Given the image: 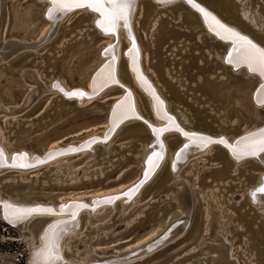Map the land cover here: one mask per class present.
<instances>
[{
    "label": "rangeland",
    "instance_id": "obj_1",
    "mask_svg": "<svg viewBox=\"0 0 264 264\" xmlns=\"http://www.w3.org/2000/svg\"><path fill=\"white\" fill-rule=\"evenodd\" d=\"M207 5L213 8L208 3ZM140 6H142V4L138 2L132 15V25L144 56L143 67L148 76L153 79L161 95L169 101L170 109L173 112L176 113L178 111L176 108L177 103L182 101L184 106L181 108L184 109V107H188L186 109L187 111L185 110V113L190 118L193 116L191 120L192 122H195V129L209 133H217L220 130V124H222L219 122V119L216 116V113L220 110L217 109V107L222 108V106L220 104V100H215L213 96H223V93H225L226 90L229 92L233 88L236 89V91L239 90L240 93L237 94V96L233 94L230 96L229 101L227 98L224 101V103L228 102V104L231 106L230 108L235 109L232 114H229L227 120H237L239 117V121L235 125L237 128L234 126V129L233 127L223 126L224 128L222 129V133L225 132V135L229 136L231 133L240 132L246 126L251 128L255 124H262L264 122V106L261 108L258 107L257 110L254 111L249 104V97L251 96L255 82L245 78L242 71L232 72L228 69L225 70L226 74H224L227 78L220 80L222 83L226 82L227 87L222 89H217L215 86L212 87V85H204L205 88L201 90L199 86L195 87L194 85V83L197 85L196 78L198 75L194 78H186V70H188L189 67L184 65L187 61V57L182 54L185 46H180L182 43H187L189 39L183 40L184 37L180 36V24L179 26L178 24H175L177 19L176 16H178V19H180V9L178 11L172 12L170 9L165 8V10H160L158 13L150 12L148 14ZM250 9L251 12L258 11V13L264 17V0H251ZM81 12L83 11L78 10L70 13L61 22L57 33L53 36L49 43L39 48L37 52L30 50L27 53L23 52L19 55H12V57H10L6 63L0 62V104H9V106H16L20 104L23 97L27 93V90L32 86L26 82L20 81L19 70L23 66L37 68L39 71V76L46 83L48 82L47 79H50L54 76L59 77L71 87L79 86L85 88L87 86V82L96 68L95 66H97L101 60L99 53L102 46L107 42L108 37L99 36V38H95V33L91 32V27H88L87 25L89 23L88 17L84 16V14H81ZM166 13H168L167 16H165ZM160 16L162 18L166 17L165 19L173 16L174 19H171L168 22H164L163 20L158 21ZM220 16H222L223 19H225L228 23L251 35L254 39H256V41L264 46V24L260 27H257L254 25L252 26L250 22L243 20L244 23H247V25L251 27L246 28L231 21L229 18H226L223 13H221ZM156 20L157 24L155 26ZM170 21L174 22L175 24L172 30H177L178 34L172 35L171 32L170 35H168L170 37L167 38L165 42L161 43L158 39V31L163 29V27L167 28V26H171ZM45 23L46 19L43 17V6L41 4L37 5V3L33 0H1L0 45L5 39L34 41L37 39L41 28L45 27ZM253 29H255L256 32H254ZM166 32L167 35L169 32L168 30ZM257 32L260 33L261 36L256 34ZM154 36L157 37L155 41H153ZM76 40L79 41L78 45L80 47L82 46L80 50H75L74 41ZM154 42L157 43L161 52L157 56L160 64L159 68H157L155 65V56L152 51ZM193 43L194 40L189 41V51L191 53H195L197 49L196 45ZM203 46L204 45L202 44L201 47ZM122 47H124L123 41ZM217 49L221 50V48ZM58 50L60 52H58ZM202 51L204 50L202 49ZM60 54H63V56L58 58L60 59V62L55 63L53 61V57L59 56ZM20 56L22 57L18 59ZM47 57L50 58L48 59ZM40 59L43 61V63L39 62L41 61ZM120 60L119 77L126 82H130L129 77L127 78V76L123 75L125 69L124 59ZM34 62H36V64ZM214 62L215 60L210 61L209 63ZM59 64L61 68L58 69ZM219 70L220 69L210 72L209 76H212L213 73L216 74ZM165 71H170V75H167ZM190 71L192 72L194 69L192 68ZM153 76L156 80H154ZM175 80H177L179 83H176ZM178 84L184 85L186 87L184 93L180 91L182 87H179L180 85L178 86ZM206 89L208 92H206ZM236 91H234V93H236ZM57 95L58 93L52 92L43 94L42 96L44 97L40 99L42 97L41 96L37 101L32 103L25 111L26 113L17 118L15 117L20 121L19 123H21V129H14L11 127V124H5V122L3 123L2 120L4 121V119L7 117H1L0 126L2 130L5 128L10 129L7 136V141L10 140L11 142H14L15 140L14 145H16L15 147L18 149L24 148L30 152L41 153L51 145H55L56 147L58 145L78 143L93 134L102 135V132L106 129L105 119L110 108L108 99L115 98L118 93L114 91V88L106 90L96 97L97 99L93 102H91L92 100L90 99L89 101L82 104L86 105L89 103L88 106L85 107V111L77 113L76 115H73L70 111L69 113H65L62 116H57L52 120H48L46 115L51 113L50 107L52 106V98H55ZM178 95L182 98H178ZM189 97H192V101ZM56 98L58 99V97ZM106 100L108 102H104ZM137 102L140 105L142 112L144 111V113L148 115L149 110L147 103L140 95H138V93ZM106 103L108 104L107 107ZM208 104H210V107L214 108L216 113L209 111ZM178 107H180V105H178ZM235 114L237 115L236 117H234ZM54 115L55 114L52 116ZM196 115L202 116V119ZM15 118H12L11 120L17 121ZM96 118L100 119L98 123H89L91 120ZM26 126H29V128L23 129ZM29 129H33V131L29 132ZM13 130L14 132L11 133ZM146 137V132L141 131L138 128L128 126L126 128L123 127L119 129L118 132L111 138L109 142L110 148L108 147L109 150H107V152H105V150H103L102 146L99 144L94 145V148L97 149L96 158L99 159V162H96L95 165H92L93 167L91 166V168L97 167L100 163L99 166L102 167L100 172L97 171L96 174L95 172H91L88 178H84V176H87V171L77 175L75 178L69 179L62 177L60 174L53 175L52 173V176L50 175V173L57 166L62 164L60 161L71 162L80 158L82 153H78L34 168V170L27 174V177L30 178V182H28L29 179L24 181L19 180L25 183L19 188L4 191L6 187H1V185V194L3 196H14L22 201H44L57 204L59 200L65 201L71 199L72 197H83L84 199H88L93 195L116 190L131 183L137 178L138 172L140 171V162L137 157V160L134 159V156L139 154V148L136 147V145H139L140 140L146 141ZM172 137L173 136L171 134L166 137V142L168 141L169 148H167V152L169 154L178 144V142L175 144H170V139ZM215 149L216 148H210L206 155L199 157L202 160H207L205 166L210 165V167L200 173V181H198V186L199 189L206 190L208 188H216L213 186L216 184L215 186L219 187L220 191L217 193L215 192V194H217L219 198L222 197L223 201H227L228 195L234 193L238 194V191H241L245 183L249 185L254 184L255 177L259 172L262 171V169L248 166L246 163L242 164V162H244L242 161L240 165L242 171L234 174L231 172L228 162H226L224 158L219 157L218 153L216 152L217 150ZM107 154H109V156ZM102 158L103 160H100ZM106 160L108 161L105 162ZM193 161L189 162V165L192 164ZM163 165V168L156 174V176L153 177L155 174L152 176V181L140 190L138 197H136V199H138L137 202L132 207H128L126 214L127 217L124 219L128 220L134 217L132 219L134 221L130 225H128V223L126 227L121 226L123 223V218L120 215V207H118L119 204L116 202L115 212L111 216L110 220L105 221V227L103 228V231L114 228V226L119 225V227L115 228L112 233H108L107 235L101 234L102 236L99 235L94 239H89L93 233H96L97 231V233H100L102 229L97 228L98 230L95 231L96 229H92L88 226L86 227L84 224L86 218L83 215L84 213H81V219L83 223L82 229L87 235L86 242L92 244L96 253L114 256L119 253L120 250L123 251L129 247H133V245H136L141 240L148 238V236H150L155 229L161 230L166 225V223L170 221V219L179 216L178 209L175 207V201L166 195L169 194L171 190L176 188V186L174 187L170 184L169 178L171 174L169 177L167 175V169H169L167 160H165ZM211 167L214 168L210 171ZM186 169L187 167H185V169L183 168L180 174L184 175V171ZM247 172H249V175ZM15 173L16 175L18 174V172H12L8 175H4L3 177L1 176L0 178L4 180V183H6L9 182L11 176H16ZM57 176L59 177L58 180ZM76 178H79L80 180H73ZM189 178L191 177L189 176ZM189 178L188 180H191ZM52 179L55 180V182H53ZM192 182L193 181L191 180V183ZM34 186L35 188H32ZM223 187L225 188L223 189ZM220 192L222 193V196ZM192 197L194 206V204L198 201L196 190L193 191ZM236 201L237 200H232V204H229V207H231L232 210H235V213L238 217H235L232 223L234 224L238 222V224L241 226L240 228L237 227L238 229L236 227H231V230L235 232L232 239L236 238V240L233 241L231 245V252L238 258L240 264H252L246 259L245 256H243V254L239 252L238 247H240V245L245 246L244 249L246 252L248 251L247 255L254 259L252 261L254 264L256 261H259L258 258H256V256L259 255L255 256L256 248L254 244H258L259 247H262V245L264 246V222L260 223V220H258L261 218V215L264 214V211L263 213L260 211V216H255L252 214L251 209H247L248 204H245V199L244 201L242 200L240 206L235 207L237 208L235 209L232 206H235ZM200 208H202L201 205ZM195 211L196 210L194 207L193 215H190L191 219L189 225L178 236L166 241V243H162L160 247L158 246V248L156 247V249L154 248L150 250L141 257H136L134 259L117 264H126L131 262H134V264H170L177 259L178 260L175 264H199L204 260L206 261L205 264H210L209 261H207L208 254L204 253L205 251L203 250L197 249V243L202 240V238H207V240L213 238L214 221H211L209 231L205 235L203 231L204 223L201 230L196 229L197 218ZM243 211L245 212L243 213ZM212 215L215 216L216 212H212ZM225 215L227 214L225 213ZM242 215L245 216V219L242 218ZM249 215H251V218ZM157 217H160V219L157 220ZM33 219L35 218L29 219L26 223H24L22 228H19L4 220L0 213V264H26V258L30 245L28 239L29 236L25 232L31 231V233L33 232L32 234L34 237H36L45 221L43 220L38 222L37 220L33 221ZM250 242L254 244L249 246L248 244ZM67 251L68 250L65 251L66 256L74 255V252L69 253ZM183 255L186 256L183 257ZM74 256H76V254ZM259 258L261 259V256H259Z\"/></svg>",
    "mask_w": 264,
    "mask_h": 264
},
{
    "label": "bare ground",
    "instance_id": "obj_2",
    "mask_svg": "<svg viewBox=\"0 0 264 264\" xmlns=\"http://www.w3.org/2000/svg\"><path fill=\"white\" fill-rule=\"evenodd\" d=\"M35 1H37L38 3L41 2V5L44 6L43 15L46 17L45 19L49 21V26L47 27L45 24V27L41 28V30H40L39 36L40 35L41 36L39 37V39H36L34 41L6 39L0 47V62L1 63H3V61H7L9 59L8 57H12V55H16L17 53H19L21 51H30V50L36 51L39 48L43 47L45 44L49 43V41L57 33L61 22L70 13L75 11V10H72V11H70L64 15L55 14L53 19H49L48 15H47L48 9L50 7L49 0H35ZM150 1L154 2L158 8L168 7L172 4H174V2H177L179 4H180V2H183L184 4L185 3L187 4L186 0H171V2H169L167 4H160L157 2V0H150ZM194 1H196L198 4H200L201 7L203 9H205L206 12L209 13V15H210L209 19H206L205 16H203L201 13L199 14V17H200L201 21L203 22V25L205 26L207 33L208 34L212 33L213 38L222 39L221 35H223V33L221 35H217L215 30H210L211 18H214L215 21H218L220 24L224 25L225 27L232 29V30H235L236 32L240 33L241 35L247 37L253 43H255L258 47L264 48V46L261 45L258 41H256V39H254L251 35L243 32L238 27L228 23L225 19L220 17L213 9L209 8L205 3H203L200 0H194ZM236 1L239 4L238 13H239V15H240L239 17H240V19H242V21L246 20V21L250 22L252 26L254 25L257 27H260L264 24V17L260 13H258V11L251 12V9H250L251 0H245V1L236 0ZM138 2H140V0H132V6H131L129 16H128L127 27H125L124 21H120L117 25L115 33L109 34V35H106L105 33H103V31L99 27H97L96 21L100 18L99 14L92 12L91 10L87 9L88 10L87 12L92 14V15H90V17L88 16V19H89L88 20L89 23L87 24L88 27L95 29V31L98 34H101V35L108 37V42L102 47V49L99 53V55L101 57H104L106 59L103 61V58L102 59L100 58L101 60H100L99 64L97 66H95L96 68H98L101 63L102 64L105 63L104 66L102 67V69L104 70V76L105 77L108 75L109 71H111L112 79L108 80V82L106 84H103V86H101L103 78L102 77L97 78V74L100 73L102 69L97 74H95V72H94L96 70V68H95V70L91 74V76L87 82V86L85 88L78 86V89H75L76 87L68 86L59 77H54L53 75L52 76L54 78H52L49 82L46 83L39 76V71L37 68H35V71L38 72V75L33 69H31L29 67H25L19 72V75L21 78V82H26V83L32 85L30 90H27V93L23 97L21 103L16 105V106H9V104L8 105L0 104V116L1 117H5V116L7 117L4 119V121L2 120L3 119L2 118L1 119L2 122L3 123L5 122V124H11V127L15 129V128H17L16 124L18 122H20L15 117L23 114V112H25L30 107V105L32 103L37 101L45 93H48V92L58 93V95H60L62 98H64V99L73 98L76 105H82L85 102L89 101L90 99L92 100L93 98L98 97L102 92L114 88V89H116V92L118 93V95L115 96L114 100L115 101H117L119 99H121V100H120V102H118V104L116 105L115 108L112 106L114 101L110 105L109 111H108V113L106 115V119H105L106 129L102 132V135L93 134V135L89 136L88 138H86V139H84L78 143L65 144V145L59 146V148H58V146L55 147L54 144H56V143H54L53 144L54 146L51 145V146H49L50 148L48 147L43 152L38 153V152H30L24 148H19V149L16 148L15 147L16 145H14L15 140H14V142H11L10 140L7 141V136H8L10 129L5 128L2 130V128L0 126V129H1L0 150H2V152L4 154L2 164H8L9 165L8 167H4V168L0 167V175L3 174L4 170L11 169L15 172H18V174L16 175V173H15V175H16L15 177L11 176L9 181H16V180H18V181L23 180L24 181L26 179L27 180L29 179V181H30V178L27 177V174L29 172H31L32 170H34V168H37L41 165H44V164L52 162V161H56V160L63 158V157H68L70 155L82 153L81 157L74 160V161H71V162H69V161L68 162H61L60 161V163H62V164L57 166L50 173V175L52 176V173H53V175L60 174V175H62V177L69 179V178H75V177H77V175L85 173L87 171V176H84V178H88L89 174L91 172H95V174H96L97 171L100 172V170L102 169V167L99 166L100 163L98 164L97 167L91 168L92 165H95L96 162H99V159L96 158L97 157V154H96L97 149L94 148V145L99 144L100 146H102V149L105 150V152H107V150H109V148H110L109 142H110L111 138L113 137L114 134H116L118 132L119 129H121L122 125L126 121L125 119L128 117L130 118L132 116L140 117L141 119H143V121L145 123L152 125V129L151 130L149 129L151 132V135H152L151 139H154L157 135V138L161 142V151L156 153V154H158L159 158L154 157L152 164H149V157H153V154H151L147 157V155L150 151L151 143H152V140L150 139L146 143L141 144L142 149L139 151V154H137L138 160L140 162V170L141 171L143 170L142 178H139V174H140V171H139L136 179H134L131 183L124 185V186H122L116 190L108 191V192H105L102 194L93 195V196L89 197L88 199H84L83 197H72L71 199L65 200V201H70V204L79 203V204L83 205V207H81L77 211V216H76V219L74 221H72L68 225L63 226V227H66L67 230H66V232H61L59 239H58L59 255L61 257V260L58 262V264H117V263H121L124 261L134 259L136 257H141L142 255L146 254L150 250L162 245V243H164L168 240H171L174 237L178 236L184 230L185 227L183 228V226L180 225V217L183 215V219H184L183 221L186 222L187 224L190 222V219H191L190 215L192 213L193 202H194L193 197H192L194 190H196V192H197V198H198V201L200 202V205L202 207L201 208L202 209L201 215L204 218L203 231H204L205 235L209 231V227L211 226V221L212 220L214 221V227H213V230H214L213 237L214 238H211L209 240H207V238H202V240H200L197 243V249L203 250V251H205L204 253L208 254V255L206 254L207 255V261H209L210 264H240L238 261V258L236 256H234V254H232L229 243L232 245L233 241L236 240V238L232 239L235 232H233L231 230V227H233V228L239 227L240 228L241 225H239L238 222L234 223V224L232 223L233 219L235 217L236 218H238V217H237V214L235 213V210L234 209L232 210V208L229 207V204H232V200H237L235 202V206H232V205L231 206L233 208L239 207L241 201L242 200L244 201V199H245L248 202V204L250 206H252L257 212L262 211L261 213H263V211H264V194L261 195L260 200L258 199V197H256V195H255V199H254L253 194H251V191L255 189V187H256V185H258V183H260L261 175L264 173V156H263V153L259 154L257 156V158L250 159V160L257 162L259 165H261V169H262V171L259 172L257 174V176L255 177L256 180H255L254 184L249 185V184L245 183L243 185L241 191L240 192L238 191V194H235V193L229 194L227 197V201H225V200L223 201L222 197L219 198L217 196V194H215V192L217 193L220 191V188L215 186L216 184L213 185L214 187H216L214 189H212V188H210V189L205 188L206 190L199 189V186H198V181H200L199 175L204 170H206L210 167V165L205 166L207 160L206 161L202 160L199 157L203 156L205 153H208L210 148L213 149L215 147H221L225 151V154L227 155V157L232 162V164L229 165L230 166L229 168H230L231 172L234 174L242 171L240 168V165H241L242 161L246 160V159H243L245 157L237 160L234 157L233 152L231 151L230 148L224 147L222 145L215 144V143H207L205 145V144L200 143L199 140L193 141L191 139H187L186 137H183L182 134L179 133L177 129H179V131H182L183 133H189V132L190 133H197L198 135L196 137H199V135H204V136H206L204 138H207V139L220 137V138L224 139V141H226L229 145H235L236 142L238 140H240L241 136L245 135V133H248L249 131H253L255 129H258V127H260L261 125H264V122L262 124H257V125L255 124L251 128H248L245 124L246 127H244V129L241 130L240 132L231 133L229 136H226V135H224L225 132L222 133V129L224 128L223 126L233 127V129H234V126L239 121V117L237 118V120L235 119V120L231 121V119H230L228 121L227 118L229 117L230 109L225 104L223 105L222 108L217 107V109H220L217 113L214 110V108L210 107V104H208L209 111H211L212 113H216V116L219 119V122L223 124V125L220 124V126H219L220 130L217 133L212 132L211 134L209 132H205V131L194 128L195 122H192V120H191V118H193V116L190 118L185 113V110L188 108L187 106H186L187 108H185V107H184V109L181 108L182 106H184V103H182V101L177 103L176 108L178 111L176 113L173 112L170 109L169 101L167 102L166 99H164V97L159 92L157 86L150 80L149 76L147 75V73L145 72L144 67H143L144 56L142 54V49H141L140 43L138 42V39L136 37V33L134 31V27L132 25V15L136 9V5ZM246 4H247V6H246ZM248 5H249V7H248ZM140 7H142V6H140ZM82 9H84V8H82ZM155 22H156L155 23V26H156L157 20ZM199 37H200V34L197 35L198 39H199ZM122 41H123V44H126V46L122 47ZM223 44H224V48L221 51L219 49H214L213 52H210L208 49H206L205 51L208 54V58H210L212 56L216 57L217 59L220 60L221 64L224 67H226V69H228L232 72L242 71L245 77H247V78L252 77L253 81L255 82V86L253 88L251 96L249 97V104L254 111L257 110L258 107L264 106V100H263L264 92L259 91L258 93L255 94V90L260 85H264V78H261L258 73L249 72V70L245 64H237V63H235V61H233L232 63L227 62L228 56H226V54L229 51V49H231L232 43L231 42H224ZM120 46L122 48V54L120 53ZM122 57H124L123 59H124L125 69H126V72L128 73V76L130 77V82H126L119 77V62H120V59H122ZM39 62L43 63L42 60ZM34 63L36 64V62H34ZM108 66H110V67H108ZM169 72L166 71V74L170 75ZM215 75L211 76L212 79L215 77ZM141 77H142V79H141ZM216 77L221 79V80L227 78L226 75H222V77H225V78L218 77V76H216ZM200 79L201 78H199V76H198V84L196 85V83H194L195 87L201 86L200 85L201 82L199 84ZM154 80H155V78H154ZM175 81H176V83H179L177 80H175ZM178 86L182 87V89H180V91L182 93H184V91L186 90V87L184 85H181V84H178ZM215 88L220 89L221 87H220V85H218V86L215 85ZM76 90L80 91L78 93H83V95L82 96L81 95H74L73 93H77V92H75ZM137 93L142 98L143 97L146 98L144 100L148 106V110H149L148 115L146 113H144V111L142 112L140 105L137 102ZM157 99L160 102H162V104L160 105L159 111L157 110ZM190 100L192 101V97L190 98ZM122 102H123V105H122ZM149 102H150V105H149ZM258 102H259V104H258ZM178 105H180V107H178ZM114 110L117 112L116 118H114V116H113ZM190 110H191V108H190ZM177 113H178V115H177ZM221 115H223V116H221ZM236 116L237 115L235 114L234 117H236ZM231 117H233V116H231ZM12 118L13 119L15 118L17 121H12L11 120ZM180 122H182L183 125H181ZM207 126H203V127H207ZM163 128H166V130L169 129V131H174V132H176V134H178L179 136L182 137V139H180V141H178V144L176 145V147L174 148V150L170 154L167 152L168 146H167V142H166V137L168 135L163 134L161 136L162 132L157 133V132L153 131V129H163ZM13 132H14V130L11 131V133H13ZM170 134L172 135L173 132H170ZM95 137H96V140H94ZM185 144L188 145V147L186 148V151L183 149ZM67 145H71L72 147H77L76 151L72 152L70 150H65L64 147H66ZM56 149L58 150L59 153H56L57 152ZM51 153L55 154L54 157L52 159H49V161L44 163V164H37V165H32V166L30 165L28 167L18 166V165L22 164V162H26L24 165H28V163L31 164V162H33V160L35 158H36V160L37 159H47L49 154H51ZM21 154H23V155H21ZM95 154H96V156H95ZM168 154H169V157H168ZM107 155L109 156V154H107ZM14 157L16 158L15 160L13 159ZM144 159L146 160L145 164L143 162ZM100 160H103V158ZM165 160H167L168 167L170 169V174H171L170 178H169L170 184H171V186L172 185L174 187L176 186L175 189L171 190L170 193L166 194V195H167V197H170L171 199H173L175 201V207H176V209H178V212H179L178 215L179 216L170 219V221L167 222L166 225L161 230L155 229L153 231V233L150 236H148V238L141 240L136 245H133V247H129L130 249L127 248L123 251L120 250L119 253L116 252L117 254L114 256L105 255V254L101 255V254L96 253L92 244L86 242L87 235L84 233V231L82 229L83 223H82V219H81V213L83 212L84 213L83 215L86 218V221L84 223L86 227L88 226L92 229H96L95 231L98 230L97 228L102 229V231L100 233H97L98 231L96 233H93L89 239H94L95 237H97L101 234L107 235L108 233H112L115 228L119 227V225H118V226H114V228L103 231L104 230L103 228L105 227V221L110 220L111 216L115 212V203L116 202H118V204H119L118 207H120L119 208L120 209L119 210L120 215L123 218L122 219L123 223L121 224V226L126 227V225L128 223H129L128 225H130L134 221V220H132L134 217L130 218L128 220L124 219L125 217H127L126 214H127L128 207H132L137 202L138 199H136V197H138L140 190L145 185V182L147 180L149 181V179H151V177L164 164ZM107 161L108 160H106L105 162H107ZM191 161H193V162H192V164L189 165V162H191ZM60 163H58V164H60ZM13 164H16L17 166H11ZM159 164H160V166H159ZM197 164L199 166L198 168H197ZM185 167H187V169L184 171L185 174L181 175L180 172H181V170H183V168L185 169ZM145 173H147V175ZM189 176L191 178H189ZM187 177L189 179H191L193 182L191 183V180H188ZM58 179H59V177L57 176V180ZM73 180L79 181L80 179L76 178ZM34 181H37V180H34ZM53 182H55V180H53ZM132 183H134V184L136 183L135 188H133L131 191L126 193L127 196L125 199L122 198V196L114 195L116 193L121 192L124 188H126L128 185H130ZM3 184H4V180H2L0 178V186ZM217 184H218V182H217ZM224 188L225 187H223V189ZM1 193L2 192L0 191V201L5 200L13 206L23 207V208L42 207V208H52L54 210H57V209H60V208H58V206L62 205L65 202V201L59 200V202L57 204H54L53 202H44V201H22V200H19L18 198L14 197V196H10V195L9 196H3ZM106 195H114V198L112 199L113 201L110 202L109 204H108L107 200H105V199H102L101 201L97 200V199H99L100 196H106ZM184 195L187 196V202L184 199L185 198ZM221 196H222V193H221ZM111 197H113V196H111ZM92 204H94V206H96V207H92V209H88V207ZM245 204H247V203H245ZM130 209H132V208H130ZM235 209H237V208H235ZM66 210L71 212L73 209L67 208ZM223 210H225V211H223ZM212 212H216V215L215 216L212 215ZM223 212H225L227 215H225V213H223ZM36 217H45V219L47 220L45 223H53V222L57 223L59 221H70L71 220V217H70L69 213H67V212L63 213L62 215L61 214H57V215L33 214L29 217H26L21 222L22 226L20 228H22L24 226V223H26L29 219L36 218ZM46 225H48V224H44L42 226V228L40 229V231L36 237H34V235L32 234L33 232L31 233V231L25 232L29 236V238H28L29 239V245L31 247H38V245H39V247L41 248V246H42L41 236L43 235V233L45 231ZM224 240H226L228 243L225 242ZM244 241H242V242H244ZM238 248H239V252L241 254H243V256H245L246 259L250 263L253 264L252 261L254 259L247 255L248 251L246 252V250L244 249L245 246L240 245V247H238ZM66 250H68L67 252H69V253L74 252V255L76 254V256H74L73 254H72L73 256H69V255L66 256L65 255ZM37 260H38V258H37ZM202 262H203V264L206 263L205 260Z\"/></svg>",
    "mask_w": 264,
    "mask_h": 264
},
{
    "label": "water",
    "instance_id": "obj_3",
    "mask_svg": "<svg viewBox=\"0 0 264 264\" xmlns=\"http://www.w3.org/2000/svg\"><path fill=\"white\" fill-rule=\"evenodd\" d=\"M187 1V4L185 3H183V2H180V4L179 3H177V2H174V4L173 5H171V7L169 8L170 9V11H172V12H174V11H178L179 9L181 10V12H180V19H178V16H176V22H175V24H178V26H179V24H180V36H183L184 38H183V40H186V39H189V41L190 40H194V45H196V52L195 53H191L190 51H189V49H190V47H189V41L187 42V43H182L181 44V46L180 47H184L185 46V48L183 49V55L184 56H186L187 57V61H186V63L184 64L185 66H188L189 67V69L188 70H186L187 72H186V78L188 77V78H194V77H196L197 75L198 76H201L202 78H203V84L201 83L200 85L201 86H199V88H201V90L203 89V88H205L204 87V85H212V87L213 86H218V85H220V87H221V89L222 88H224V87H227L226 86V82H224V83H222L221 82V80L219 79V78H217L216 76L218 75V73L215 75V77L212 79V77L211 76H209V73L210 72H213V71H216L217 69H220L222 72L224 71V73H225V70H227L226 69V67H224L222 64H221V62H220V60L219 59H216L215 57H210V58H208V54L206 53V49H208L210 52H213L214 51V48L215 49H217V48H221V50H223V48H224V42H231L230 40H226V39H220V38H213V36H212V33L211 34H208L207 33V30H206V28H205V26L203 25V22L201 21V19H200V17H199V14L201 13L199 10H198V8H202L201 7V5L200 4H198L196 1H194V0H191V3H189V0H186ZM200 1H202L203 3H205L206 5H207V3L209 4V5H211L213 8H211V7H209L208 5V7L209 8H211V9H213L219 16H220V14L221 13H223L224 14V16L226 17V18H229L231 21H233V22H235V23H237V24H240L241 26H243V27H246V28H251L249 25H247V23H244L243 21H242V19H240V15H239V13H238V6H239V4H238V2L236 1V0H200ZM140 3L142 4V8H143V10H145L148 14L150 13V12H155V13H158V12H160V10H165L164 8H158L157 6H156V4L154 3V2H151L150 0H140ZM10 4H12V3H10ZM39 4H41V2H39V3H37V5H39ZM193 5H196V7H194ZM75 11H83V12H81V14H84V16H86V17H88L87 16V14H88V10L87 9H82V8H79V9H74ZM183 10V11H182ZM204 11L206 12V10L204 9ZM44 12V11H43ZM206 13H208V12H206ZM169 14H171V13H169ZM202 14V13H201ZM209 14V13H208ZM155 15V14H154ZM168 15V13H166V15L165 16H167ZM203 15V14H202ZM44 16V15H43ZM204 16V15H203ZM220 17H222V16H220ZM44 18H46L45 16H44ZM166 17H164V18H162L161 16H160V19L158 20V21H160V20H163L164 22H168L169 20H171V19H174V17L173 16H170L168 19H165ZM209 18H210V15H209ZM223 18V17H222ZM159 24V23H158ZM174 24V22H172V21H170V25L171 26H167V28L166 27H163V29H161V30H159L158 31V35H159V37H158V39H159V41L161 42V43H163V42H165L166 41V39L167 38H169L170 36H168V35H170V33L172 34V35H176V34H178V32H177V30L175 31V30H172L173 29V26L175 25ZM156 28V27H155ZM168 30V34L166 35V31ZM253 31L254 32H256V30L255 29H253ZM91 32H93V33H95V38L97 37V38H99V36L100 37H106V36H104V35H101V34H98L96 31H95V29H92L91 28ZM90 32V33H91ZM103 33H105L104 31H103ZM106 35H109V34H113V33H105ZM198 34H200V37H199V39L197 38V35ZM256 34H259L260 36H261V34L260 33H256ZM264 38V37H263ZM155 39H157V37L156 36H154V38H153V41H155ZM80 40V39H79ZM152 40V39H151ZM152 41V42H153ZM158 41V42H159ZM78 40H76V41H74V46H75V50H80L81 48H82V46L80 47L79 45H78ZM151 42V41H150ZM149 44V43H148ZM204 45L203 47H201V45ZM150 47V46H149ZM167 47V46H166ZM202 49L204 50V51H202ZM74 50V51H75ZM220 50V51H221ZM152 51H153V53H154V56H155V65L157 66V68H159V66H160V64H159V61H158V55L161 53L160 52V50H159V48H158V45H157V43H155L154 42V44H153V47H152ZM230 51H232V45H231V49H229V51L227 52V54H226V56H229V52ZM23 52H25V53H27V52H29V51H21V52H19V53H17L18 55L20 54V53H23ZM105 53V52H104ZM16 54V55H17ZM15 56V55H14ZM61 56H63V54H60L59 56H56V57H53V61L55 62V63H59L60 62V59H58V58H60ZM22 56H20V57H18V59H20ZM52 57V56H51ZM166 57V56H165ZM8 58H10V57H8ZM48 59L50 58V57H47ZM18 59H16V60H18ZM213 60H215V62L214 63H209L210 61H213ZM121 61V60H120ZM15 62V61H14ZM53 62V63H54ZM6 63V62H5ZM105 64V63H104ZM104 64H100L99 65V67L98 68H96V70L94 71L95 72V74H97L101 69H102V67L104 66ZM2 65H4V64H2ZM183 66V65H182ZM6 68V67H5ZM59 68H61V66H60V64H59V67H58V69ZM124 68H125V65H124ZM194 69V71H190V69ZM203 68H204V70H203ZM229 72V71H228ZM94 74V75H95ZM226 74V73H225ZM123 75H125V76H127V77H129L128 76V73L126 72V69H124V73H123ZM235 75V74H234ZM198 76H197V84H198ZM245 78H247V77H245ZM129 79H130V77H129ZM248 80H253L252 79V77H248L247 78ZM239 82V81H238ZM203 85V86H202ZM243 85V84H242ZM245 86V85H244ZM261 88V85L255 90V94L256 93H258L259 92V89ZM75 89H78V87H76ZM80 90V89H79ZM205 90V89H204ZM115 92H116V89L114 90ZM234 91H236V89H233L232 88V90L231 91H229V92H227V90H226V92L225 93H223V96H213V98L215 99V100H220V104H221V106L223 107V105L225 104V105H227L228 106V108L230 109V114H232L233 113V111H235V109H232V108H230V105L228 104V102H226V103H224V101H225V99L227 98V100L229 101L230 99V96L231 95H233V94H235V96H237V94H239L240 92H239V90H237L236 91V93H234ZM75 92H80V91H75ZM206 92H208V90L206 89ZM96 93V92H95ZM44 96H46V95H44ZM44 96H42L40 99H42ZM124 96V95H123ZM179 96V95H178ZM56 97H58V99L56 98ZM55 98H52V106L50 107L51 108V113H48L46 116H47V118H48V120H52L53 118H55V117H57V116H62V115H64L65 113H69L70 111L72 112V114L73 115H76L77 113H81V112H83V111H85L86 109H85V107L86 106H88V104L89 103H87L86 105H82V106H79V105H76L75 104V101H74V99L73 98H69V99H64V98H62L60 95H57ZM178 98H182V97H178ZM97 98H93L92 99V101L91 102H93L94 100H96ZM143 99V98H142ZM109 100V103H110V105L112 104V102L114 101V103L112 104V106L115 108L116 107V105L118 104V102H120V100L121 99H119V100H117V101H115L114 100V98H111V99H108ZM144 100V99H143ZM263 100H264V98H263ZM104 102H108L107 100L106 101H104ZM107 104V103H106ZM258 104H259V102H258ZM97 106V105H96ZM108 106V104L106 105V107ZM65 107V108H64ZM263 107V106H262ZM94 108V107H93ZM261 108V107H260ZM198 110V109H197ZM199 112V111H198ZM24 113H26V112H23V114ZM23 114H21V115H23ZM53 114H55L54 116H52ZM21 115H18L17 117H19V116H21ZM196 116H198L200 119H202V116H200V115H196ZM1 117V116H0ZM16 117V118H17ZM126 121H125V123L122 125V127L121 128H126L127 126L128 127H135V128H138V129H140L141 131H144V132H146V141H139V145H136V147H138L139 148V150L138 151H140L141 149H142V145L141 144H144V143H146L148 140H150L151 138H152V135H151V132H150V130L152 129V125H150V124H148V123H145L144 121H143V119H141L140 117H137V116H132V117H128V118H126L125 119ZM132 120V121H131ZM138 120V121H137ZM100 121V119H98V118H96V119H93V120H91L89 123L90 124H96V123H98ZM257 123H260V122H257ZM149 127V128H148ZM27 128H29V126H26V127H24L23 129H27ZM17 129H21V123H17ZM75 129V128H74ZM73 129V130H74ZM150 129V130H149ZM164 129V131H162V133H161V136L164 134V135H170V132H173V134H172V138L170 139V141H171V143L170 144H175L176 142H178V141H180V139H182V137L181 136H179L178 134H176V132H174V131H169V129H167L166 130V128H163ZM261 129H264V125H261L260 127H258V129H255V130H253V131H249L248 133H245V135H243L244 137L245 136H248V135H250L251 133H258ZM29 132H31V131H33V129H29L28 130ZM179 133H181L182 134V136L183 137H186L187 139H189L188 138V136H192V135H195V136H197L198 134L197 133H183L182 131H178ZM175 133V134H174ZM185 134H187V135H185ZM243 136H241L242 138H243ZM199 137H206V136H204V135H199ZM241 137H240V139H241ZM162 138V137H161ZM222 138H220V137H217V138H212V139H208V140H211V141H219V140H221ZM94 140H96V137H95V139ZM98 140V139H97ZM102 140V139H101ZM152 140V143H151V146H150V151H149V153H148V155H147V157L149 156V155H151V154H154V153H157V152H159V151H161V142L159 141V139L157 138V135H156V137L154 138V139H151ZM222 140H224V139H222ZM215 144H219V145H222V146H224V147H226L225 146V144H222V143H215ZM227 147L228 148H230L231 149V147L232 146H234V145H229L228 143H227ZM59 146H62V145H58V148H59ZM167 146H168V141H167ZM188 147V145L187 144H185V146H184V150L186 151V148ZM76 148L77 147H72L71 145H67L66 147H64V149L65 150H70V151H72V152H74V151H76ZM216 148V152L218 153V156L219 157H222V158H224L225 159V161L226 162H228V164L229 165H231L232 164V162H231V160L227 157V155L225 154V151L223 150V148H221V147H215ZM56 153H59L58 152V150L56 149ZM264 154V153H263ZM54 155L55 154H53V153H51V154H49V156H48V158L47 159H37L36 160V158L33 160V162H31V164L30 163H28V165H25L26 167H28V166H32V165H37V164H44V163H46V162H48L49 161V159H52L53 157H54ZM138 158V156L136 155V156H134V159L135 160H137V158ZM252 158H257V157H245V158H243V159H248V160H244V162H242V164L244 163H246L248 166H253L254 168H261V165H259L257 162H255V161H253V160H250V159H252ZM144 164H145V162H146V160L144 159ZM26 162H22V164L24 165ZM9 165L8 164H3V166H0L1 168H4V167H8ZM12 166V165H11ZM24 166V167H25ZM159 166H160V164H159ZM163 166L164 165H162L160 168H159V170L155 173V175L153 176V177H155L156 176V174L163 168ZM213 168L214 167H211L210 168V171L211 170H213ZM139 171V170H138ZM137 171V172H138ZM12 172H15V171H13V170H11V169H8V170H4V172H3V174H1L0 175V177L1 176H4V175H8V174H10V173H12ZM142 172H143V170L141 171L140 170V174H139V178H142ZM139 173V172H138ZM247 174L249 175V172H247ZM167 175H168V177H169V175H170V170L169 169H167ZM153 177L151 178V179H149V181L147 180L146 182H145V185L143 186V188L145 187V186H147L151 181H152V179H153ZM256 180V179H255ZM254 180V181H255ZM262 180H264V173L261 175V180H260V182L262 181ZM28 182H30V181H28ZM27 182V183H28ZM137 183V182H136ZM136 183L134 184V183H132V184H130V185H128L126 188H124L121 192H119V193H116V194H114V195H116V196H122V198H126V193L127 192H129V191H131L133 188H135V185H136ZM25 183L24 182H22V181H18V180H16L15 182H12V181H9V182H6V183H4L3 185H2V187L3 186H5L6 188H5V190L4 191H7V190H9V189H16V188H19V187H21V186H23ZM59 184H61V183H59ZM37 185H38V183H37ZM37 185H36V187H37ZM57 186V185H56ZM260 187V183H258V185H256V187H255V189L254 190H252L251 191V194H255L256 195V197H258V199L260 200L261 199V193L260 192H258L257 191V189ZM32 188H35V186L34 187H32ZM142 188V189H143ZM114 195H106V196H100L99 197V199H97L98 201H101L102 199H105V200H107V202H108V204L110 203V202H112L113 200V198H114ZM111 196H113V197H111ZM185 196V195H184ZM185 201L187 202V196H185ZM106 202V201H105ZM106 202V203H107ZM246 203L248 204V202L246 201ZM5 204H10L9 202H7V201H5V200H2V201H0V213H1V216L3 217V219L4 220H6L5 219V215H4V213H5V208L3 207V205H5ZM70 204V201H65L62 205H69ZM60 206V207H59ZM58 206V208H60V209H57V210H55V212L57 213V214H59L60 213V211H61V205H59ZM165 206V205H164ZM92 207H96V206H94V204H92V205H90L89 207H88V209H92ZM194 207H195V212H196V218H197V223H196V229H199V230H201L202 229V225H203V221H204V218L202 217V215H201V212H202V210H201V208H200V205H199V202L197 201L195 204H194V206H193V208H192V213H191V216L193 215V212H194ZM161 208V207H160ZM67 208H65V210H64V213L65 212H67V213H70V211H68V210H66ZM247 209H251L252 210V214H254L255 216H260V212H257L252 206H250L249 204H248V207H247ZM246 211V210H245ZM245 211H243V213L245 212ZM45 215V214H44ZM250 216V218H251V215H249ZM242 218L243 219H245V216H243L242 215ZM158 219H160V217H157V220ZM34 220H37L38 222H41V221H43V220H45L44 221V224H48V225H46V227H45V229L46 228H48V226L49 225H53V224H56L55 222H53V223H45L47 220L45 219V217H36L35 219H33V221ZM184 219H183V215L180 217V225L181 226H183V228H184V230L186 229V227L189 225V223L187 224L186 222H184L183 221ZM258 220H260L259 222L260 223H263L264 222V214L263 215H261V218H259ZM8 223H9V221L8 220H6ZM32 221V222H33ZM248 222V221H247ZM10 224H12V225H14L13 223H10ZM14 226H17V227H21L22 225H21V222H19V223H15V225ZM45 232V231H44ZM44 234V233H43ZM166 243V242H165ZM254 243H252V242H250L248 245L249 246H252ZM254 246H255V248H256V250H255V256L256 255H259V256H261V259L259 258V256H256V258H258V260L259 261H256L255 262V264H264V246L262 245V247L260 246L259 247V245L257 244V245H255L254 244ZM160 247V246H159ZM40 247H39V245H38V247H29V250H28V254H27V258H26V264H33V260H34V257H33V252H34V250H38ZM158 248V247H157ZM156 249V248H155ZM186 255H183V257H185ZM178 260V259H177ZM177 260L176 261H174V262H171L170 264H175L176 262H177ZM126 264H134V262H131V263H126ZM199 264H203L202 262H200Z\"/></svg>",
    "mask_w": 264,
    "mask_h": 264
},
{
    "label": "snow or ice",
    "instance_id": "obj_4",
    "mask_svg": "<svg viewBox=\"0 0 264 264\" xmlns=\"http://www.w3.org/2000/svg\"><path fill=\"white\" fill-rule=\"evenodd\" d=\"M157 2L160 4H167L171 2V0H157ZM189 3H191V0H189ZM49 4L50 7L47 12L49 19H53L55 14L64 15L74 9L84 8L99 14L100 18L96 21L97 27L105 33L114 34L120 21H124V25L127 27L132 0H49ZM193 6L196 7V5ZM198 10L205 16L206 19H209V14L206 13L203 8H198ZM210 30H215L217 35H221L223 33L221 38L231 41L233 47L232 51L229 52L227 62L232 63L235 61L237 64H245L249 72L258 73L261 78H264V48L258 47L247 37L241 35L235 30L225 27L218 21H215L214 18H211ZM101 77L103 78L101 86H103V84H106L108 80L112 79V73L109 71L108 75L105 77L104 70L102 69L101 72L97 74V78ZM259 91L264 92V85H261ZM73 94L83 95V93ZM161 104L162 102L157 99L158 111L160 110ZM113 116L114 118L117 117V112L115 110ZM177 130L179 131V129ZM153 131L158 133L164 131V129H153ZM188 138L193 141L199 140L200 143L205 145L207 143H222L225 144L226 147L228 146L227 142L222 139L219 141H211L204 137H196L195 135L188 136ZM231 151L237 160L243 157H257L259 154L264 153V129H261L258 133H251L250 135L238 140L236 144L231 147ZM3 156L4 154L2 150H0V166H3ZM154 157L159 158L158 154L154 153L153 157H149V164H152ZM13 159L15 160L16 158L14 157ZM12 166L17 165L13 164ZM18 166L24 167L25 165L20 164ZM145 174L147 175V173ZM257 191L264 194V180L260 182V187ZM253 198L255 199V194H253ZM3 207L5 208V219L14 225L15 223L22 222L26 217L33 214L57 215L55 210L52 208H23L13 206L11 204H5ZM81 207H83V205L79 203L61 205V211L59 213L61 215L64 213L65 208L73 209L69 213L71 220L59 221L56 224L49 225L48 228L45 229L44 234L41 236V248L34 250L33 252V264H58L61 260L58 243L60 233L66 232L67 229L63 226L70 224L76 219L77 211Z\"/></svg>",
    "mask_w": 264,
    "mask_h": 264
},
{
    "label": "flooded vegetation",
    "instance_id": "obj_5",
    "mask_svg": "<svg viewBox=\"0 0 264 264\" xmlns=\"http://www.w3.org/2000/svg\"><path fill=\"white\" fill-rule=\"evenodd\" d=\"M33 1L36 2V3H38V2L35 1V0H33ZM0 3H1V0H0ZM172 5H173V4H172ZM170 7H171V5L168 6V7H161V9H162V8H164V9H165V8L169 9ZM43 8H44V6H43ZM90 15H92V14H91V13H88V14H87V16H89V17H90ZM45 24H46L47 27H48V26H49V21L46 20V23H45ZM152 25H153V24H152ZM47 27H46V28H47ZM40 36H41V35H40ZM40 36L38 35L37 39H39ZM5 40H6V39H5ZM5 40H4V41H5ZM4 41L1 42V43L3 44ZM107 42H108V38H107ZM107 42H106V43H107ZM106 43H105V44H106ZM2 44H1V45H2ZM105 44H104V45H105ZM1 45H0V47H1ZM62 45H63V44H62ZM104 45H103V46H104ZM103 46H102V47H103ZM124 46H126V44H124ZM101 49H102V48H101ZM38 50H39V49H38ZM38 50H36V51H38ZM36 51H34V52H36ZM58 52H60V51L58 50ZM120 53L122 54V48H121V46H120ZM102 58H103V61L106 59V58H104V57H101V59H102ZM123 58H124V57H122V59H123ZM215 58H216V57H215ZM216 59H217V58H216ZM103 61H102V62H103ZM3 62H6V61H3ZM23 68H25V66L21 67L20 70H19V72H20ZM29 68H30V67H29ZM31 69H33V70L35 71V68H31ZM35 72H36V71H35ZM145 72H146V71H145ZM36 73H37V75H38V72H36ZM165 73H166V71H165ZM217 73H218V77H222V75H225L224 72H222L221 70H219ZM147 75H148V74H147ZM212 75H215V73H213ZM19 77H20V76H19ZM153 77H154V76H153ZM200 77H201V76H199V78H200ZM52 78H54V77H52ZM52 78L48 79V82H49ZM149 78H150V80L154 83L153 79H152L151 77H149ZM154 78H155V77H154ZM222 78H225V77H222ZM201 79H202V80L199 81V82H202V81H203V78H202V77H201ZM155 80H156V79H155ZM20 81H21V78H20ZM154 84H155V83H154ZM155 85H156V84H155ZM30 88H31V87H30ZM30 88H29L28 90H30ZM114 90H115V89H114ZM143 99H146V98L143 97ZM164 99H165V98H164ZM166 101L168 102L167 99H166ZM149 105H150V102H149ZM180 124L183 125L182 122H180ZM210 134H211V133H210ZM0 135H1V129H0ZM224 135H225V134H224ZM206 154H207V153H205L204 155H206ZM204 155H203V156H204ZM201 157H202V156H201ZM201 165H202V164H201ZM198 167H199V166H198V164H197V168H198ZM213 238H214V237H213ZM224 241L227 242L226 240H224ZM227 243H228V242H227ZM229 245H230V249H231V244L229 243Z\"/></svg>",
    "mask_w": 264,
    "mask_h": 264
}]
</instances>
